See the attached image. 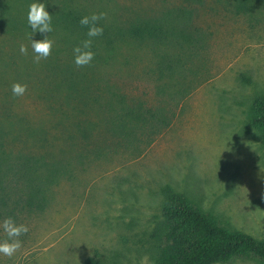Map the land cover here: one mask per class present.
I'll list each match as a JSON object with an SVG mask.
<instances>
[{
  "label": "rangeland",
  "instance_id": "obj_1",
  "mask_svg": "<svg viewBox=\"0 0 264 264\" xmlns=\"http://www.w3.org/2000/svg\"><path fill=\"white\" fill-rule=\"evenodd\" d=\"M31 2L0 0V223L29 229L0 264H155L166 186L264 241V142L249 125L264 0H44L53 46L38 63ZM100 12L93 61L77 66L79 20ZM144 23L165 34L137 35Z\"/></svg>",
  "mask_w": 264,
  "mask_h": 264
},
{
  "label": "trees",
  "instance_id": "obj_2",
  "mask_svg": "<svg viewBox=\"0 0 264 264\" xmlns=\"http://www.w3.org/2000/svg\"><path fill=\"white\" fill-rule=\"evenodd\" d=\"M135 31L137 35L156 39L165 34L161 26L150 23L135 27ZM242 79L251 83L245 75ZM249 125L264 142V92L256 95L252 101ZM162 194L163 220L152 235L159 250L155 264H226L243 258L264 263V241L232 231L170 186L164 187ZM28 206H35L38 210L44 208L40 200L35 203L32 198L28 200ZM87 264L96 263L90 260Z\"/></svg>",
  "mask_w": 264,
  "mask_h": 264
},
{
  "label": "clouds",
  "instance_id": "obj_3",
  "mask_svg": "<svg viewBox=\"0 0 264 264\" xmlns=\"http://www.w3.org/2000/svg\"><path fill=\"white\" fill-rule=\"evenodd\" d=\"M104 15L105 13L100 12L85 15L80 18L79 24L87 28V38L72 49L73 60L77 66L82 67L92 63L95 55L92 51L93 39L103 34L104 29L99 24V21ZM26 18L33 34L29 37L34 53L33 61L38 63L41 59H46L51 53L53 41L47 38V34L53 31L51 23L52 15L47 10L44 0H32L28 5ZM37 33L41 34L43 38L33 39L32 37ZM19 50L21 53H26L27 47L21 44ZM11 90L14 96H22L27 90V85L18 82L13 83ZM0 229L5 234V238L0 239V254L12 256L21 246L19 237L28 232V226L25 224H17L12 217H7L0 223Z\"/></svg>",
  "mask_w": 264,
  "mask_h": 264
}]
</instances>
